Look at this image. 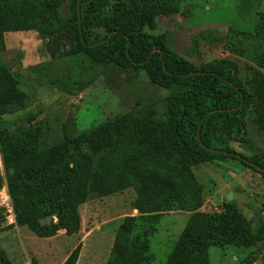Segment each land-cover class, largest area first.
Wrapping results in <instances>:
<instances>
[{
    "label": "trees",
    "instance_id": "obj_1",
    "mask_svg": "<svg viewBox=\"0 0 264 264\" xmlns=\"http://www.w3.org/2000/svg\"><path fill=\"white\" fill-rule=\"evenodd\" d=\"M190 1L0 0V155L19 228L41 238L59 230L74 235L80 227V206L133 185L138 216L122 221L105 264H151L150 243L159 216L172 211L190 217L164 264H210L207 253L212 247L264 245V210L255 213L252 208L250 218L233 201L221 213L199 212L202 190L193 167L233 161L264 181V157H244L231 146L246 143L249 112L264 134V76L248 69L245 87L232 62L217 60L197 69L168 49L165 35L148 33L158 17L177 14ZM30 31L40 36L51 59L64 53L95 67L142 71L151 83L171 92L164 115L157 120L155 110L147 107L51 145L40 144V128L9 131L2 116L24 110L28 99L18 76L1 61L4 35ZM240 36L242 44L254 48V60L264 71V11L257 15L254 32ZM217 110L222 112L205 118ZM204 118L200 145L196 135ZM4 185L0 173V189ZM48 218L57 219L56 224H40ZM79 252L78 247L63 264H76ZM0 264H10L2 251Z\"/></svg>",
    "mask_w": 264,
    "mask_h": 264
},
{
    "label": "rangeland",
    "instance_id": "obj_2",
    "mask_svg": "<svg viewBox=\"0 0 264 264\" xmlns=\"http://www.w3.org/2000/svg\"><path fill=\"white\" fill-rule=\"evenodd\" d=\"M263 11L264 0H193L183 3L177 14L158 17L155 29L148 33L165 35L168 49L197 69L217 60L232 62L246 87L248 69L263 76L264 71L254 60V48L242 44L240 34H252L257 15ZM236 52H241L240 56ZM61 54L51 59L36 32L4 35L1 61L18 76L20 91L28 99L24 110L2 116L9 131L24 126L40 128V144L51 145L147 107L155 110L157 120L164 115L171 92L151 83L142 71L95 67L82 57L71 59ZM245 120L246 143H234L232 149L244 157H264V134L257 130L250 112ZM191 171L202 190L199 212L221 213L223 205L235 201L252 218V208L255 213L261 209L255 196L264 203V181L238 163L200 164ZM0 173L4 185L1 155ZM244 174L253 185L238 181ZM136 198L132 185L123 192L87 201L78 209L79 231L71 236L59 230L52 237L41 238L26 227L0 226V251L10 264H63L79 247L76 264H105L122 221L138 216ZM189 217L190 213L181 211L160 214L150 243L151 264H164ZM50 222L56 224L57 219L48 218L40 224ZM207 255L210 264H264V245L238 250L212 247Z\"/></svg>",
    "mask_w": 264,
    "mask_h": 264
},
{
    "label": "built area",
    "instance_id": "obj_3",
    "mask_svg": "<svg viewBox=\"0 0 264 264\" xmlns=\"http://www.w3.org/2000/svg\"><path fill=\"white\" fill-rule=\"evenodd\" d=\"M0 215H1V228H13L15 227L16 220L15 214L12 206V202L8 195L6 185L2 186L0 189Z\"/></svg>",
    "mask_w": 264,
    "mask_h": 264
},
{
    "label": "water",
    "instance_id": "obj_4",
    "mask_svg": "<svg viewBox=\"0 0 264 264\" xmlns=\"http://www.w3.org/2000/svg\"><path fill=\"white\" fill-rule=\"evenodd\" d=\"M79 6H80V2H78V4H77L78 24L80 25ZM79 27H80V26H79ZM237 110H239V109H236V110H229V111H227V112L237 111ZM219 112H222V111H221V110H217V111L210 112V113H208V114L206 115L205 118L211 116L212 114L219 113ZM205 118L200 122L199 127H198V129H197L196 139H197V141H198V143H199L200 145H201V143H200V139H199V133H200V129H201V126H202V124H203ZM206 150H207L208 152H211V153L221 154V152H218V151H214V150H210V149H206ZM230 155L233 156V157H235V158H237V159L240 160V161H243V162L247 163L248 165H250V166L253 167V168H258L256 165H254V164L251 163V162L246 161L244 158H242V157L239 156V155H236V154H230ZM258 169H259V168H258ZM231 175H232V177H234L233 174H231ZM243 176H244V179H245V180H250V177L247 176L246 174H244ZM235 180H236V179H235ZM241 180H243V179H241V178L238 179V181H241ZM245 180H243V183L245 182ZM238 181H236V183H237ZM251 184L253 185V183H251ZM255 198H256V199L258 200V202L260 203V207H261V209L264 210V203H263L262 198H260V197L257 196V195L255 196Z\"/></svg>",
    "mask_w": 264,
    "mask_h": 264
},
{
    "label": "flooded vegetation",
    "instance_id": "obj_5",
    "mask_svg": "<svg viewBox=\"0 0 264 264\" xmlns=\"http://www.w3.org/2000/svg\"><path fill=\"white\" fill-rule=\"evenodd\" d=\"M243 178H244V176H243ZM235 179H237V178H234V180ZM243 180H245V179H243ZM245 181H248L249 183H250V185H252L251 183H253L252 181H251V178H250V180H245Z\"/></svg>",
    "mask_w": 264,
    "mask_h": 264
}]
</instances>
